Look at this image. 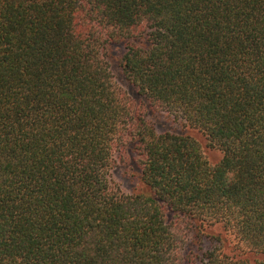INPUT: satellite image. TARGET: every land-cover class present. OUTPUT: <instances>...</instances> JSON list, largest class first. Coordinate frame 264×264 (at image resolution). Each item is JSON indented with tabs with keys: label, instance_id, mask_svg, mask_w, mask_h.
<instances>
[{
	"label": "trees",
	"instance_id": "1",
	"mask_svg": "<svg viewBox=\"0 0 264 264\" xmlns=\"http://www.w3.org/2000/svg\"><path fill=\"white\" fill-rule=\"evenodd\" d=\"M0 264H264V0H0Z\"/></svg>",
	"mask_w": 264,
	"mask_h": 264
},
{
	"label": "rangeland",
	"instance_id": "2",
	"mask_svg": "<svg viewBox=\"0 0 264 264\" xmlns=\"http://www.w3.org/2000/svg\"><path fill=\"white\" fill-rule=\"evenodd\" d=\"M122 49V48H119ZM118 49L116 46H111L110 52L112 53V72L117 81L126 89L128 92L132 93L135 97H137L135 90L131 85H129L126 80L122 77L119 67L115 62V55H117ZM148 117L152 119L155 128L158 132L162 131H172L176 133H185L194 136L199 142L202 144L204 149V153L208 157V159L212 162L217 161L221 157V153L219 150H213L206 146V140L204 135L198 130L185 125L183 122L174 118L173 116L165 113V112H150ZM110 179L114 183H117L122 191L126 193L138 192L142 188H144L143 183L139 179V173L135 167L129 166V164H121L116 168L111 170ZM204 236L202 239V249H205L212 245V243L221 244L223 246V250L227 253L233 251L235 247V239L233 235L228 232H225L218 224L216 225H206L201 227ZM191 234V233H190ZM196 238L193 237V246L190 245L186 248L185 251H191L192 248L195 250ZM193 251V250H192Z\"/></svg>",
	"mask_w": 264,
	"mask_h": 264
}]
</instances>
